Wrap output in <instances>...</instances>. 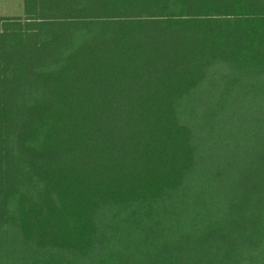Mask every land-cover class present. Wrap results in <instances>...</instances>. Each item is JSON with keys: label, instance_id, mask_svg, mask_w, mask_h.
<instances>
[{"label": "trees", "instance_id": "trees-1", "mask_svg": "<svg viewBox=\"0 0 264 264\" xmlns=\"http://www.w3.org/2000/svg\"><path fill=\"white\" fill-rule=\"evenodd\" d=\"M0 17V264H264V0H23Z\"/></svg>", "mask_w": 264, "mask_h": 264}, {"label": "rangeland", "instance_id": "rangeland-1", "mask_svg": "<svg viewBox=\"0 0 264 264\" xmlns=\"http://www.w3.org/2000/svg\"><path fill=\"white\" fill-rule=\"evenodd\" d=\"M23 13V0H0V17L21 16Z\"/></svg>", "mask_w": 264, "mask_h": 264}]
</instances>
